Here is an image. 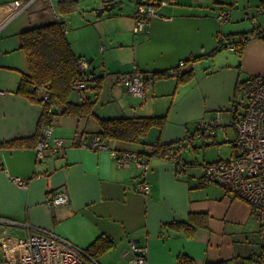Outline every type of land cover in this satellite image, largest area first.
Listing matches in <instances>:
<instances>
[{
    "label": "crops",
    "instance_id": "1",
    "mask_svg": "<svg viewBox=\"0 0 264 264\" xmlns=\"http://www.w3.org/2000/svg\"><path fill=\"white\" fill-rule=\"evenodd\" d=\"M57 1L53 0L54 13L47 0H0V144L35 137L42 107L16 94L21 75L28 72L19 34L51 23L55 17L68 19L74 14L62 17ZM149 1L167 19H153L144 34L133 33L136 0H129L132 6L119 11L115 7L120 0H95L90 19L77 27L88 34L78 38L66 29V37L75 56L88 62L89 71L104 77L94 107L98 117L167 113L163 129H151L140 143L110 141L105 143L107 149L91 150L79 147L83 137L98 131L90 118L57 115L49 125L52 136L64 139L65 145L56 157L45 153L37 161L34 145L21 150L1 148L2 264L12 260L19 252L20 239L35 229L86 251L105 237L111 246L96 258L100 264H123L130 242L146 248V264H257L262 249L260 226L247 203L205 183L203 164L210 161H203V148L230 142L235 150V122L245 112L247 82L264 73V39L250 36L241 54L223 47L209 55L220 43H230L229 37L238 40L242 34L264 29L263 0ZM108 3L116 5L98 16V10ZM223 10L230 15L220 23L217 16ZM201 55L206 57L186 63ZM180 62L185 66L179 74L193 70L189 82L177 85L176 77L158 75L141 99L115 82L117 74L134 66L151 75L177 68ZM72 96L74 103L84 99L79 94ZM218 113L215 136L199 138V124L210 123ZM156 143L178 148L182 143L184 147L177 154L179 163L147 156L144 178L134 164L118 168L110 154L120 150L146 154ZM14 177L25 179L26 185L14 184ZM141 183L148 185L147 194L137 189ZM61 187L67 190L68 204L47 206V196ZM193 215L194 221L206 220V227L199 225L190 235L174 226L188 223Z\"/></svg>",
    "mask_w": 264,
    "mask_h": 264
},
{
    "label": "built area",
    "instance_id": "2",
    "mask_svg": "<svg viewBox=\"0 0 264 264\" xmlns=\"http://www.w3.org/2000/svg\"><path fill=\"white\" fill-rule=\"evenodd\" d=\"M47 2L55 13L53 0H47ZM229 15V10H223L217 16V20L224 23L228 20ZM153 19L167 18H162L157 14L155 5L151 1L136 4L133 33L136 35L146 33ZM260 31H262L260 38L264 39V29H260ZM226 45L230 50L235 51L234 45L229 42H226ZM184 66L185 63L180 62L177 69H170L166 75L175 77L179 74V69ZM79 69L81 75L74 88L84 90L94 73L89 71L86 60L79 61ZM153 79V76L141 72L134 66L131 71L117 74L115 82L123 87L129 95L141 99L145 97L146 88ZM219 122V113L210 123L201 122L198 127L199 138L204 140L215 136ZM235 129L237 136L234 152L226 159L222 158L215 162L205 163L203 165V177L207 184H215L226 194H231L249 205L252 215L260 226L261 245L264 246V73L248 80L245 112L235 122ZM186 144L189 145L190 140H187ZM64 145V139L52 136V128L49 124L43 126L35 146L37 161H42L45 153H49L51 157H56ZM178 146L179 148L184 147L182 143H179ZM79 147L91 150L107 149L105 143L101 142L95 135L83 137ZM110 154L115 159L118 168H125L134 164L140 170L141 177H145L149 168L147 155L125 150L111 151ZM13 183L19 187H24L26 180L21 177H14ZM137 189L145 194L149 192V187L145 183L139 184ZM68 202L69 196L65 187L59 188L55 194L47 196L45 200L49 207L64 206ZM146 255L145 247L130 242L123 264H146ZM8 264L100 263L91 257L87 251L73 245L66 239L45 230L35 229L28 236L20 239L19 252L13 256ZM257 264H264V259L259 256Z\"/></svg>",
    "mask_w": 264,
    "mask_h": 264
},
{
    "label": "trees",
    "instance_id": "3",
    "mask_svg": "<svg viewBox=\"0 0 264 264\" xmlns=\"http://www.w3.org/2000/svg\"><path fill=\"white\" fill-rule=\"evenodd\" d=\"M144 1L149 0H136V4ZM54 7H56V4ZM79 8L80 4L78 0L57 1L58 13L62 17H67L78 12ZM261 8L264 11V0L261 2ZM262 31L255 29L238 36V40H235L234 37H229L227 40H230V44L235 46V52L241 54L243 45L246 44L249 37L253 35L261 37ZM19 36L21 39L20 49L25 55L28 72L21 75L16 94L25 97L31 103L40 105L42 107V115L38 122L35 137L1 143L0 149L21 150L33 145L35 147L44 124H49L51 118L57 115L75 117L77 119L94 118L98 124V131L95 136L103 143L120 141L136 144L140 143L151 129L157 128L160 131L163 129L167 121V113L151 117L116 118H100L95 114L94 107L99 99L104 77L94 74L84 90H76L74 88L76 81L81 75L79 69L81 58L75 56L71 44L66 37V21L64 18L55 17L51 23L32 27L20 33ZM223 47H227L226 43H220L209 57L214 56ZM205 57L203 55L192 57L186 63L193 64L203 60ZM168 71L155 72L151 75L154 78L158 75L169 77L166 75ZM175 77L177 78V85L185 84L193 78V70L190 69ZM86 91H90V95L84 97L83 94ZM73 94H79L81 97H84L83 101L81 103H74L71 100ZM179 151L180 149L176 144L156 143L151 147V151L145 155L173 159L179 163L177 157ZM195 218L196 216L193 215L188 223H176L174 226L177 229H183L187 234L193 235L195 227L199 225L206 227V220L202 223L201 221H197V219L194 221ZM110 246L111 243L105 237H99L87 249V253L96 259L109 249ZM260 257L264 259V246H262ZM186 264L190 263L187 261ZM219 264L226 263L222 262Z\"/></svg>",
    "mask_w": 264,
    "mask_h": 264
},
{
    "label": "rangeland",
    "instance_id": "4",
    "mask_svg": "<svg viewBox=\"0 0 264 264\" xmlns=\"http://www.w3.org/2000/svg\"><path fill=\"white\" fill-rule=\"evenodd\" d=\"M57 1V0H55ZM95 0H80V10L76 13H74L72 16H70L68 19L66 20V29L67 30H71V32L73 34H78V38H81L82 36H84L85 34H88L89 31H84L82 28H77L78 25H80L82 22H84V19H90V14H93V2ZM121 3L118 4L115 9H123L126 10L127 7H131L132 3L129 2V0H120ZM119 11V10H118ZM117 11V12H118ZM109 12H107L106 15H108ZM71 18L70 21H68ZM62 19V18H61ZM83 30V31H82ZM23 58L24 54L21 53ZM74 98V96H72ZM104 106V105H103ZM99 112V110H98ZM100 113V112H99ZM92 119L94 120V118H90V122H93L92 124H95L97 126L98 129V124L96 122V120L92 121ZM147 139V138H146ZM219 142H222V136L219 137ZM232 152V144L229 142H225L222 143L221 145L216 146H210V147H206L203 148V161H212L210 159L216 160L218 158H223L226 159L231 155ZM2 260V252L0 249V264H2L1 262Z\"/></svg>",
    "mask_w": 264,
    "mask_h": 264
},
{
    "label": "water",
    "instance_id": "5",
    "mask_svg": "<svg viewBox=\"0 0 264 264\" xmlns=\"http://www.w3.org/2000/svg\"><path fill=\"white\" fill-rule=\"evenodd\" d=\"M116 3H108V4H105L103 6V8H101V9L98 10V13H97L98 16H101V14L103 13V10L110 11L111 9H113L115 7Z\"/></svg>",
    "mask_w": 264,
    "mask_h": 264
}]
</instances>
